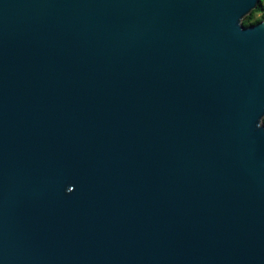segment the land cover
I'll return each mask as SVG.
<instances>
[{
  "label": "water",
  "instance_id": "obj_1",
  "mask_svg": "<svg viewBox=\"0 0 264 264\" xmlns=\"http://www.w3.org/2000/svg\"><path fill=\"white\" fill-rule=\"evenodd\" d=\"M258 0H0V264H264Z\"/></svg>",
  "mask_w": 264,
  "mask_h": 264
},
{
  "label": "trees",
  "instance_id": "obj_2",
  "mask_svg": "<svg viewBox=\"0 0 264 264\" xmlns=\"http://www.w3.org/2000/svg\"><path fill=\"white\" fill-rule=\"evenodd\" d=\"M264 19V0H258L256 6L245 14L242 18V23L246 26L252 25L260 20ZM264 123V116L262 118Z\"/></svg>",
  "mask_w": 264,
  "mask_h": 264
}]
</instances>
